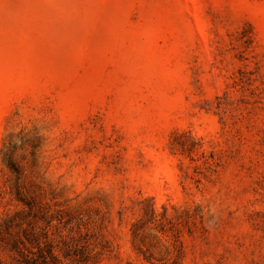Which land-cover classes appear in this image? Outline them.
Here are the masks:
<instances>
[{
	"label": "rangeland",
	"instance_id": "obj_1",
	"mask_svg": "<svg viewBox=\"0 0 264 264\" xmlns=\"http://www.w3.org/2000/svg\"><path fill=\"white\" fill-rule=\"evenodd\" d=\"M0 264H264V0H0Z\"/></svg>",
	"mask_w": 264,
	"mask_h": 264
}]
</instances>
